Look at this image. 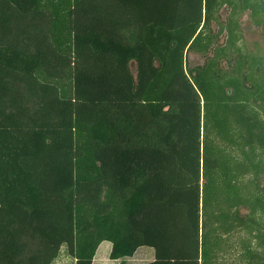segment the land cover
<instances>
[{
	"label": "trees",
	"instance_id": "obj_1",
	"mask_svg": "<svg viewBox=\"0 0 264 264\" xmlns=\"http://www.w3.org/2000/svg\"><path fill=\"white\" fill-rule=\"evenodd\" d=\"M247 11L264 36V0H0V264L63 248L93 264L103 242L111 260L221 264L241 234L245 263L264 264Z\"/></svg>",
	"mask_w": 264,
	"mask_h": 264
},
{
	"label": "rangeland",
	"instance_id": "obj_2",
	"mask_svg": "<svg viewBox=\"0 0 264 264\" xmlns=\"http://www.w3.org/2000/svg\"><path fill=\"white\" fill-rule=\"evenodd\" d=\"M230 8L227 6H224L220 12V17L223 22H226L227 18L230 15ZM239 22H240V30L242 34V39L240 42V46L243 47L245 51H248L250 53H259L264 55V36L261 26H257L253 23L251 18V12L247 11L239 16ZM214 30L218 29L217 24H213ZM226 39L225 35L222 38V41L224 42ZM204 57L201 54L190 52L187 55V66L189 67H195L198 65H202L204 63ZM130 68L133 73H135V63H131ZM262 184H264V176L262 178ZM242 238L241 235H235L233 237V243L238 242V244L235 245V248L233 249V252H229L226 257L221 261V264H246L245 260L242 259V248L240 239ZM105 245H102L98 250V255L102 256ZM147 250H150L154 252L153 249L146 248ZM143 257H147L144 253L141 254ZM146 260V259H144ZM53 264H75V260L72 256L68 255L66 250L63 248L59 257L53 262ZM94 264H115L109 261L108 258L103 259L99 258ZM119 264V263H116ZM121 264V263H120Z\"/></svg>",
	"mask_w": 264,
	"mask_h": 264
},
{
	"label": "crops",
	"instance_id": "obj_3",
	"mask_svg": "<svg viewBox=\"0 0 264 264\" xmlns=\"http://www.w3.org/2000/svg\"><path fill=\"white\" fill-rule=\"evenodd\" d=\"M104 243L106 242H103L100 247L102 245H105ZM99 247V248H100ZM98 248V250H99ZM146 248H149V247H141L139 248L136 253L130 257V258H127V259H124V260H111L110 259V253H111V250H112V243L110 242H107L106 244V247H105V251L103 253L102 256L98 255V250L96 252V256L94 258V261H93V264L97 261V259L99 258H103V259H106L108 258L110 262L112 263H121V264H148L150 262H152L155 258V253L150 251V250H147ZM152 249V248H150ZM144 253L147 257H143L141 254ZM146 259V260H144Z\"/></svg>",
	"mask_w": 264,
	"mask_h": 264
}]
</instances>
